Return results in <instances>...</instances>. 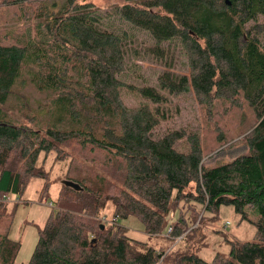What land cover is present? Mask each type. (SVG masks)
Wrapping results in <instances>:
<instances>
[{
  "label": "trees",
  "instance_id": "16d2710c",
  "mask_svg": "<svg viewBox=\"0 0 264 264\" xmlns=\"http://www.w3.org/2000/svg\"><path fill=\"white\" fill-rule=\"evenodd\" d=\"M110 1L102 14L86 0L0 1L20 12L14 30H0V264H15L20 249L9 237L17 205L3 200H19L35 178L46 192L51 155L66 168L28 264H158L163 256L170 264H264V0ZM140 35L141 51L168 68L140 96L158 106L163 93H193L209 110L246 104L256 118L247 151L206 167L198 134L155 137L158 109L124 104L126 48L138 58L131 46ZM179 61L184 75L171 71ZM29 83L43 101L31 105L19 93ZM183 138L187 153L176 149ZM193 204L208 213L233 207L254 224V239L229 241L226 257L205 261L193 231L181 230L199 217ZM130 217L165 248L127 235L120 220ZM178 237L182 245L167 252Z\"/></svg>",
  "mask_w": 264,
  "mask_h": 264
},
{
  "label": "rangeland",
  "instance_id": "374dc122",
  "mask_svg": "<svg viewBox=\"0 0 264 264\" xmlns=\"http://www.w3.org/2000/svg\"><path fill=\"white\" fill-rule=\"evenodd\" d=\"M86 1L93 2L100 10V14L111 10L112 4L115 3V1L110 0ZM19 15L18 9L0 5V30L8 32L13 29L19 23ZM24 22V20L21 21L22 24ZM143 42L144 36L140 35L135 38V44L131 46L139 50L138 58L133 55L134 51L130 47L126 48L128 69L126 75L122 74L120 78L126 86L120 88V93L126 106L137 107L146 103L153 110L158 109L160 122L154 130V136L159 137L175 130L183 131L186 136L192 133L198 134L203 152V164L206 167L230 162L242 152L247 151L245 139L250 136L253 126L256 124V118L246 104L243 103L240 108H233L234 106L232 107L230 102H215L209 110L202 107L193 93L177 97L163 93L165 99L158 106L140 96L138 90L152 82L158 70H168L162 64L152 63L151 58H148L141 51L140 44L143 46ZM144 58L148 60H143ZM183 67L184 65L179 61V65L171 71L184 75L187 71ZM18 91L31 105L43 101L45 97L38 93L30 83L25 84ZM18 120L26 124L20 116ZM176 149L179 152H188L189 146L186 138L176 143ZM41 158L40 162L43 164ZM52 160L53 156L51 155L44 162L45 170L49 173L48 182L50 183L46 192L43 190L46 181L35 178L29 180L19 200L11 195L3 200L8 209L15 204L17 205L9 228V237L20 242L15 264L29 263L37 244L38 229L43 227L50 213L54 210V202L61 188L66 166L64 167V164ZM188 190H193V184ZM189 207L195 208L199 217L195 219L196 222L189 223L190 226H182L181 230H186V233L193 231L192 237L195 239L193 247L198 256L209 263L216 255L227 256L229 251L227 243L229 241L244 243L252 241L255 237L256 228L254 224L245 219L242 220L241 216L231 206H221L217 212L212 213L206 212L204 207L198 204ZM111 210L112 205L108 202L106 212L109 213ZM182 210L185 209L182 207ZM184 216L188 218L190 212L185 213ZM248 216L250 217L248 219L254 221L250 214ZM177 218L178 215L176 214L171 216L172 221H176ZM120 224L128 229L127 235L130 237L148 242L155 248H165L163 241L146 236L137 219L130 217L127 220H120ZM0 231H2V227H0ZM169 232L168 230L167 233ZM181 238H176L167 252L177 250L178 246L182 245L180 243ZM163 257L158 261V264H170L169 261H164Z\"/></svg>",
  "mask_w": 264,
  "mask_h": 264
},
{
  "label": "water",
  "instance_id": "95a60500",
  "mask_svg": "<svg viewBox=\"0 0 264 264\" xmlns=\"http://www.w3.org/2000/svg\"><path fill=\"white\" fill-rule=\"evenodd\" d=\"M63 185L66 186V187H69V188H72L74 190H80V187L72 182H69V181H64L63 182Z\"/></svg>",
  "mask_w": 264,
  "mask_h": 264
}]
</instances>
